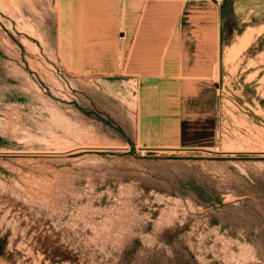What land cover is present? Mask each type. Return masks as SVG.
<instances>
[{"label": "rangeland", "instance_id": "obj_1", "mask_svg": "<svg viewBox=\"0 0 264 264\" xmlns=\"http://www.w3.org/2000/svg\"><path fill=\"white\" fill-rule=\"evenodd\" d=\"M131 10L0 0V264H264V0L214 8L211 78L147 85Z\"/></svg>", "mask_w": 264, "mask_h": 264}, {"label": "crops", "instance_id": "obj_2", "mask_svg": "<svg viewBox=\"0 0 264 264\" xmlns=\"http://www.w3.org/2000/svg\"><path fill=\"white\" fill-rule=\"evenodd\" d=\"M220 5L215 0H124L126 9L136 10L127 12L135 21L125 27L130 31L125 75L146 85L181 72L191 79L211 78L223 47L214 11Z\"/></svg>", "mask_w": 264, "mask_h": 264}, {"label": "built area", "instance_id": "obj_3", "mask_svg": "<svg viewBox=\"0 0 264 264\" xmlns=\"http://www.w3.org/2000/svg\"><path fill=\"white\" fill-rule=\"evenodd\" d=\"M217 2H221L222 0H216Z\"/></svg>", "mask_w": 264, "mask_h": 264}]
</instances>
